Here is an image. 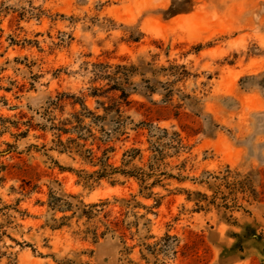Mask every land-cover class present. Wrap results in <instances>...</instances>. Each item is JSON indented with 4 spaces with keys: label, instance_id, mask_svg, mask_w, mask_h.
Returning a JSON list of instances; mask_svg holds the SVG:
<instances>
[{
    "label": "rangeland",
    "instance_id": "rangeland-1",
    "mask_svg": "<svg viewBox=\"0 0 264 264\" xmlns=\"http://www.w3.org/2000/svg\"><path fill=\"white\" fill-rule=\"evenodd\" d=\"M94 63L141 67L126 114L179 132L189 149L166 170L187 179L150 198L133 179L85 185L96 168L38 128L57 94L95 107ZM131 146L145 130L112 161ZM0 264H264V0H0Z\"/></svg>",
    "mask_w": 264,
    "mask_h": 264
},
{
    "label": "trees",
    "instance_id": "trees-1",
    "mask_svg": "<svg viewBox=\"0 0 264 264\" xmlns=\"http://www.w3.org/2000/svg\"><path fill=\"white\" fill-rule=\"evenodd\" d=\"M92 67V82H105L103 86H92L89 89L88 96L95 100V107L90 109L86 106L83 98L74 97L71 104L73 106L78 105L79 108L65 112L62 105L65 95L60 93L47 101L43 113L45 122L38 125L41 131L51 133L52 143L59 152L73 153L84 163L96 168L90 173L81 170V173L84 174L78 176L84 184L92 187L105 180L109 184L115 185L133 179L138 185V194L150 198L156 195L153 189L157 186H163L165 179L178 181L187 179L179 172L174 175L166 170L170 166L167 160L174 157L178 158L189 149L183 143L179 132L159 128L145 121L135 123L126 114V107L130 105L131 101L129 100L130 94L125 90V87L134 85L132 78L136 75L141 77L144 75V72H138L141 67L133 63L114 66L94 63ZM152 74L154 75V73ZM141 80L143 81V79ZM145 81L150 80L146 79ZM134 86L133 89L136 90V86ZM145 88L150 93L154 91L152 86L147 85ZM56 111L58 114L55 113ZM139 130L146 131V148L131 146L124 149L119 158V163L116 165L112 161L116 152L115 144L125 143L128 141L131 132H138ZM145 153H147L146 156ZM184 161L177 169H182ZM134 198L133 195L131 200ZM187 199L190 200V197L188 196ZM199 202L196 201L195 203L197 210L202 209ZM160 203L161 198H156L154 207H158ZM106 204V202H102L84 205L86 209H82L81 214L90 220L102 212ZM138 206L143 207V205L135 203V207ZM48 207L65 211L72 208V204L56 197L53 193H49ZM98 207L101 209H97ZM103 217L106 218L107 216L104 215ZM102 226L104 231L100 233H97V227H87L82 233L84 237L91 236L92 240L96 242L106 233L118 231L117 221L102 223Z\"/></svg>",
    "mask_w": 264,
    "mask_h": 264
}]
</instances>
